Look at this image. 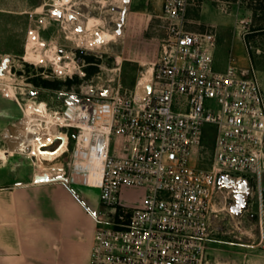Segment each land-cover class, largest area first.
Segmentation results:
<instances>
[{"label": "built area", "instance_id": "obj_1", "mask_svg": "<svg viewBox=\"0 0 264 264\" xmlns=\"http://www.w3.org/2000/svg\"><path fill=\"white\" fill-rule=\"evenodd\" d=\"M193 1L163 0L160 55L148 82L143 75L132 91H123L120 83L106 92L89 86L81 96L70 92L61 108L33 102L23 109L19 122L29 143L15 154L33 161L34 176L100 191L91 264H208L210 237L219 231L221 214L231 213L236 203L221 179L248 181L252 196L251 177L264 171L258 73L232 54L224 71L215 70L218 34L214 27L189 29ZM66 65L54 70L56 76L76 74ZM210 128L213 163L192 167ZM15 130L14 123L4 134L7 148L21 140ZM61 135L67 149L41 167L32 155L34 144L55 151L64 143Z\"/></svg>", "mask_w": 264, "mask_h": 264}, {"label": "rangeland", "instance_id": "obj_2", "mask_svg": "<svg viewBox=\"0 0 264 264\" xmlns=\"http://www.w3.org/2000/svg\"><path fill=\"white\" fill-rule=\"evenodd\" d=\"M162 4L163 0H0V102L13 101L16 105H11V113H20L5 133L12 131L14 123H20L27 105L58 103L54 93L36 88L30 79L41 75L44 79L64 81L73 76H56L54 60L45 55L59 62L62 57V67L67 64L76 72L74 75L82 78L86 69H97L91 70L92 76L79 90L73 87L66 93L63 89L60 96L68 97L73 91L81 96L89 86L106 92L117 83L123 91L134 90L160 55ZM188 21L191 30L214 27L217 31L215 70L224 71L232 54L241 65L255 68L264 91V0H194L188 9ZM90 24L95 40L106 31L116 33L117 41L96 46L83 40ZM87 57L94 64H88ZM73 61L75 64H69ZM118 63L121 71L115 72ZM213 143L214 131L210 128L204 147L193 153L192 167H211ZM71 145L69 138V150ZM6 148L1 136L0 152ZM13 157L23 165L26 161L34 166L27 156ZM251 182L254 188L248 209L241 216L231 214L229 209L221 214L219 231L209 240L208 264H264V221L260 226L259 217L264 213V171L252 175ZM75 188L96 213L100 191ZM140 194V190L133 192L134 200Z\"/></svg>", "mask_w": 264, "mask_h": 264}, {"label": "crops", "instance_id": "obj_3", "mask_svg": "<svg viewBox=\"0 0 264 264\" xmlns=\"http://www.w3.org/2000/svg\"><path fill=\"white\" fill-rule=\"evenodd\" d=\"M11 105L16 104L0 102V137L20 115L11 113ZM2 152L0 264H91L96 221L75 188L83 186L45 182L34 176L31 163L14 159L16 152Z\"/></svg>", "mask_w": 264, "mask_h": 264}, {"label": "bare ground", "instance_id": "obj_4", "mask_svg": "<svg viewBox=\"0 0 264 264\" xmlns=\"http://www.w3.org/2000/svg\"><path fill=\"white\" fill-rule=\"evenodd\" d=\"M92 24V23H91ZM91 24L88 26L87 28V32L83 35V40H87L89 41V43H92V45H96V46H100L102 44L108 45L110 43L116 42L117 41V37L118 35L116 33H110V32H100L98 39L95 40L94 39V31L93 28L91 26ZM46 57L51 58L52 60H54V65H56V69L58 71H63V67L60 64V62L58 61V59H55L54 57L50 56V55H45ZM44 57V56H43ZM41 58V57H40ZM40 58L37 60L39 61ZM50 59V60H51ZM48 60V59H47ZM150 76H151V69L148 70L147 74L144 76V81L148 82L150 80ZM32 108L28 107V113H32ZM22 130L25 131L24 133H22ZM14 134L16 135L15 137H19L20 139L17 140H12L10 147L7 148L5 150L6 154H10V153H15V152H23L24 150H26L27 148V144L29 143V137H26V128L23 127V122H20L17 125V130L14 131ZM61 139L64 141V143L60 146V148H57V150L55 151H50V150H41L39 143L34 144L33 147V154L34 156H36L38 158V162H42V161H47V162H52L54 161L59 155H61L66 149H67V138L65 135H61ZM41 145H45V141L42 142L40 140ZM45 177V181L48 180V175H43Z\"/></svg>", "mask_w": 264, "mask_h": 264}, {"label": "trees", "instance_id": "obj_5", "mask_svg": "<svg viewBox=\"0 0 264 264\" xmlns=\"http://www.w3.org/2000/svg\"><path fill=\"white\" fill-rule=\"evenodd\" d=\"M247 43H248V40H247ZM87 58H88V64H94V61L92 58H89V57ZM251 60L253 61L252 58ZM91 70H97V69L92 68ZM91 70L86 69L87 74L85 75L84 78L80 77L79 75H73L72 77L66 78V80L64 81H58V80L44 79L41 75H37L35 78L30 79L31 80L30 83L33 84L38 89L46 90L48 92L54 93L56 95V100L58 101V103L53 104V105H49V104L48 105L51 109H57V108L63 107L67 99L65 95L60 96L59 93H61L63 89H65L66 93H68L69 91H71L73 87H74V90L75 89L79 90L81 85L87 83L89 77L92 76L93 72ZM71 140H72L71 147H73V143H74L73 136H71Z\"/></svg>", "mask_w": 264, "mask_h": 264}, {"label": "water", "instance_id": "obj_6", "mask_svg": "<svg viewBox=\"0 0 264 264\" xmlns=\"http://www.w3.org/2000/svg\"><path fill=\"white\" fill-rule=\"evenodd\" d=\"M62 131L66 132L65 129ZM51 181L53 180L48 177V180L45 182ZM36 182L38 181L36 180ZM220 184H226L227 188L233 189V196L236 199V203L231 207V213L235 216H241L243 212L248 209V202L251 197L252 188L250 187L248 181L240 180L235 182L227 177H224L221 179Z\"/></svg>", "mask_w": 264, "mask_h": 264}]
</instances>
